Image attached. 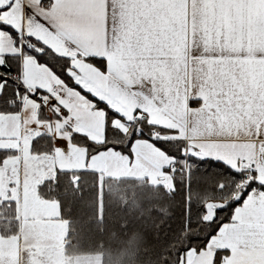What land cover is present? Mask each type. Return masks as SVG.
Instances as JSON below:
<instances>
[{"label": "snow or ice", "instance_id": "snow-or-ice-1", "mask_svg": "<svg viewBox=\"0 0 264 264\" xmlns=\"http://www.w3.org/2000/svg\"><path fill=\"white\" fill-rule=\"evenodd\" d=\"M0 264H264V0H0Z\"/></svg>", "mask_w": 264, "mask_h": 264}]
</instances>
